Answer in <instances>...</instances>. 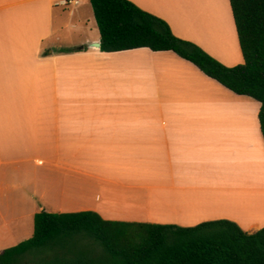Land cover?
<instances>
[{
	"label": "crops",
	"instance_id": "0c3cea01",
	"mask_svg": "<svg viewBox=\"0 0 264 264\" xmlns=\"http://www.w3.org/2000/svg\"><path fill=\"white\" fill-rule=\"evenodd\" d=\"M75 1L0 0V252L32 237L43 209L184 227L254 221L246 229L261 228L255 221H264V183L247 173L244 154L235 155L248 107L264 155L260 103L172 51H101L90 1ZM130 1L215 59L230 41L222 58L243 62L229 0L218 8L227 10L222 22L213 0ZM236 194L252 215L225 206Z\"/></svg>",
	"mask_w": 264,
	"mask_h": 264
},
{
	"label": "trees",
	"instance_id": "16d2710c",
	"mask_svg": "<svg viewBox=\"0 0 264 264\" xmlns=\"http://www.w3.org/2000/svg\"><path fill=\"white\" fill-rule=\"evenodd\" d=\"M100 50L172 51L238 95L260 103L264 142V0H229L243 62L226 66L177 37L130 0H89ZM76 49H62L72 51ZM0 264H264V226L254 232L215 219L194 226L107 220L92 210L34 215L33 235L0 252Z\"/></svg>",
	"mask_w": 264,
	"mask_h": 264
},
{
	"label": "rangeland",
	"instance_id": "374dc122",
	"mask_svg": "<svg viewBox=\"0 0 264 264\" xmlns=\"http://www.w3.org/2000/svg\"><path fill=\"white\" fill-rule=\"evenodd\" d=\"M213 1H214L213 2L214 6H216V8H217L216 10L217 11L219 10L218 16L219 17L221 16L220 20L222 19V14H223V19H225V12L227 10L226 11H224V10L221 11L220 10V9L223 8V6H225L224 5V0H213ZM218 8H220V9H218ZM221 22H222V20H221ZM226 22H227V20H226ZM226 22H225V24H226ZM227 24H228V22H227ZM230 45H231L230 41L229 42L228 41H224L223 46H221L220 49H217L218 51H217V53H215V56L218 58V59L217 58L216 59L217 60L220 59L221 61L220 60L219 61L222 64L226 65V66H232L234 64L235 65L239 64V63H236V62H238L237 60L239 59V57L237 58V56L233 55L234 53H231L233 56L229 57V58H226V60H224L222 58V52H224L223 51L224 50L223 47L227 46L229 48ZM251 103L256 105L254 102H251ZM246 107H248V106H246ZM248 109L250 111V116L248 114V116L243 120L244 121L243 123H245L244 127L242 128V130H243L242 131V137H243L244 140L236 142V146H235L236 147V153H235V155L237 156L238 152L240 154H242V155L244 154L243 164L245 165V170L247 171V173L248 172L252 173L253 174L252 177L254 179H258L259 183L261 184V183H264V155H263V152H262L261 142H260V138H259V134H258V128H257V124H256V121H255V113H253L255 111L251 110L249 107H248ZM218 131H219V123L217 124V126L214 127L213 152H212V160H211L212 161V166L214 167V169H215V162H216L215 161V156L217 157V155H218V153L220 151L218 138H217ZM230 131H231V133H230V136H231L233 134L232 131H234V130L230 129ZM220 136H221V133H220ZM228 136H229V134H227V137L225 138L224 135H223L222 143L226 142V144L228 146V151H229ZM252 147H254V149H252ZM222 148H223V144H222ZM253 150L257 151V153L254 152ZM252 151H253V153H251ZM252 154H254V155H252ZM235 155L233 153V155L230 158V163H229V152H228L227 159H228V163H229V165L231 167L233 165H235ZM222 161H223V158H222ZM243 164L238 165V167H241ZM244 165H243V167H244ZM238 221H236V223L242 229H244L246 231H255V229H249V228L246 229L247 225L252 223V222H254V221L248 222V224H242L240 221H239L240 223ZM255 222H257L258 224H261L264 221H259L258 220V221H255ZM263 226L264 225H262L261 227H263Z\"/></svg>",
	"mask_w": 264,
	"mask_h": 264
},
{
	"label": "bare ground",
	"instance_id": "6f19581e",
	"mask_svg": "<svg viewBox=\"0 0 264 264\" xmlns=\"http://www.w3.org/2000/svg\"><path fill=\"white\" fill-rule=\"evenodd\" d=\"M239 108H242V107H239ZM240 112V113H239ZM244 112V111H242ZM241 114V111H238V113H235V116ZM255 147V146H254ZM254 147H252V149H254ZM256 148V147H255ZM254 151V150H253ZM253 151L251 153H253ZM257 153V151H254ZM254 155V154H252ZM229 158H231V156L229 155ZM260 197V196H259ZM231 198L232 199H235V202H231ZM229 198V201L231 202L230 204H227L226 203V200L223 201V203L225 204V206H228V207H232V209L238 213H241V214H251L252 213L250 212V208L249 206L247 205V203L242 199L241 196H239L238 194H236V196ZM259 200V198L257 199V201ZM255 201V200H254ZM263 201V200H262ZM261 204V203H260ZM223 206V205H222ZM260 206V205H259ZM261 208V207H259ZM250 212V213H249ZM259 212V211H258ZM258 212H253V213H258ZM243 220V219H242Z\"/></svg>",
	"mask_w": 264,
	"mask_h": 264
},
{
	"label": "built area",
	"instance_id": "2783aa9c",
	"mask_svg": "<svg viewBox=\"0 0 264 264\" xmlns=\"http://www.w3.org/2000/svg\"><path fill=\"white\" fill-rule=\"evenodd\" d=\"M77 1L75 0H63V4L64 5H68V4H71V3H76Z\"/></svg>",
	"mask_w": 264,
	"mask_h": 264
},
{
	"label": "water",
	"instance_id": "95a60500",
	"mask_svg": "<svg viewBox=\"0 0 264 264\" xmlns=\"http://www.w3.org/2000/svg\"><path fill=\"white\" fill-rule=\"evenodd\" d=\"M94 46H95V47H100V43H99V42H95V43H94Z\"/></svg>",
	"mask_w": 264,
	"mask_h": 264
}]
</instances>
